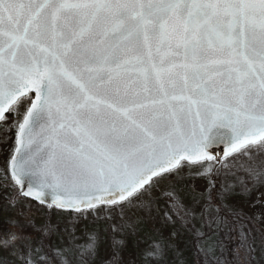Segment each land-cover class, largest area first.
I'll list each match as a JSON object with an SVG mask.
<instances>
[{
    "label": "snow or ice",
    "instance_id": "snow-or-ice-1",
    "mask_svg": "<svg viewBox=\"0 0 264 264\" xmlns=\"http://www.w3.org/2000/svg\"><path fill=\"white\" fill-rule=\"evenodd\" d=\"M13 129L5 181L77 212L130 203L183 162L213 161L218 145L259 175L264 0H0L5 141ZM160 255L155 243L146 252ZM75 256L29 244L20 260Z\"/></svg>",
    "mask_w": 264,
    "mask_h": 264
},
{
    "label": "rangeland",
    "instance_id": "rangeland-1",
    "mask_svg": "<svg viewBox=\"0 0 264 264\" xmlns=\"http://www.w3.org/2000/svg\"><path fill=\"white\" fill-rule=\"evenodd\" d=\"M9 136L5 141L0 132V240L10 234H15L17 240L14 250L0 245V264H21L20 253L29 244L48 252L71 247L76 253L73 264H108L113 251L115 264H186L192 251L190 240L202 231V211L215 226L218 213L224 215L231 209L243 211L251 224L241 227L245 232L242 238L237 233L226 241L224 247L230 255L219 264H264V175L259 185L244 192L239 175L219 171L247 156L233 154L218 165L214 160L192 166L183 162L179 174H163L130 203L100 205L70 214L21 196L10 176L5 181L3 169L14 148V129ZM153 243L162 253L155 259L146 256ZM89 244L91 255L85 251L81 257L79 246ZM214 245L211 240L212 249Z\"/></svg>",
    "mask_w": 264,
    "mask_h": 264
},
{
    "label": "trees",
    "instance_id": "trees-1",
    "mask_svg": "<svg viewBox=\"0 0 264 264\" xmlns=\"http://www.w3.org/2000/svg\"><path fill=\"white\" fill-rule=\"evenodd\" d=\"M247 159V157H244L243 160L240 162H237L233 165L225 166L223 168L220 167L219 169L221 173L227 171L231 174L233 173L234 175H239V179L241 178L240 180L242 182L238 183L241 184L242 187H245L244 189L241 188L242 191H244L245 189L249 191L253 189L256 184L259 185L264 175V171H261L260 169L261 162L264 161V156L257 154L255 157V163L251 166L252 168H256L258 172H260L259 175H257L256 173H253L252 175L249 174V164L247 163ZM190 165L192 166L194 164ZM219 171L215 172V174L218 175ZM156 179L157 178H155L154 180ZM248 182H251L252 185H250ZM247 183L249 185H245ZM241 193L243 194V192ZM82 212L85 211L83 210ZM70 214L76 213L71 212ZM216 219V225L212 226L211 223L206 220L205 215L202 211V231L201 233L192 236L190 240L192 251L191 255H189L190 257H187L188 262H186V264H219L220 260H223V257L226 258L228 255H230L228 248H226V246L224 247L226 241L228 239L234 238L237 233H239L242 238L245 232L244 230H242L241 227L248 228V225L251 224V221L248 216L239 209H231L230 211L228 210L224 215L218 213ZM44 232L47 231H45L44 229ZM211 240L215 241L213 249L212 247H210ZM115 258L116 252L113 251L111 258L109 259L110 262H108V264H115Z\"/></svg>",
    "mask_w": 264,
    "mask_h": 264
},
{
    "label": "water",
    "instance_id": "water-1",
    "mask_svg": "<svg viewBox=\"0 0 264 264\" xmlns=\"http://www.w3.org/2000/svg\"><path fill=\"white\" fill-rule=\"evenodd\" d=\"M32 95H33V97H34V93H32ZM210 151L214 154V161H215L216 165H218V164L221 162V160L224 158V155H223V153H224V146H223V145H218V146L214 147L213 149H211ZM14 184H15V183H14ZM16 187H17V189H18V193H19L21 196H24V195L20 192V188H19V186L16 185ZM24 197L29 198V199H31V200H33V201H35V202H37V203L43 204V205L54 206V207H56L54 204H52V202H51V197H50V196L47 197V198H46V201L43 202V203L40 202V201H38V200H35V199L31 198V197H28V196H24ZM56 208H59V207H56ZM59 209H62V210L68 211V212H77V211H75V210H71V209H65V208H59Z\"/></svg>",
    "mask_w": 264,
    "mask_h": 264
},
{
    "label": "flooded vegetation",
    "instance_id": "flooded-vegetation-1",
    "mask_svg": "<svg viewBox=\"0 0 264 264\" xmlns=\"http://www.w3.org/2000/svg\"><path fill=\"white\" fill-rule=\"evenodd\" d=\"M32 95V94H31Z\"/></svg>",
    "mask_w": 264,
    "mask_h": 264
}]
</instances>
